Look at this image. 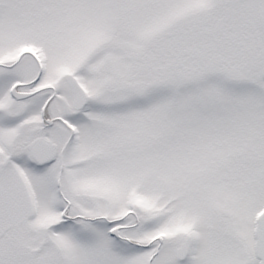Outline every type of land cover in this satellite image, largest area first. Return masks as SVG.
Instances as JSON below:
<instances>
[{
	"label": "snow or ice",
	"instance_id": "1",
	"mask_svg": "<svg viewBox=\"0 0 264 264\" xmlns=\"http://www.w3.org/2000/svg\"><path fill=\"white\" fill-rule=\"evenodd\" d=\"M0 264H264V0H0Z\"/></svg>",
	"mask_w": 264,
	"mask_h": 264
}]
</instances>
